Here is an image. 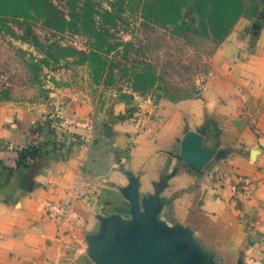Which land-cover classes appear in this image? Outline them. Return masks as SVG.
Returning <instances> with one entry per match:
<instances>
[{"label": "crops", "instance_id": "0c3cea01", "mask_svg": "<svg viewBox=\"0 0 264 264\" xmlns=\"http://www.w3.org/2000/svg\"><path fill=\"white\" fill-rule=\"evenodd\" d=\"M236 24L195 96L0 104V264H264V23ZM134 114V116H132ZM213 153L200 169L183 146ZM224 173L223 180L215 175Z\"/></svg>", "mask_w": 264, "mask_h": 264}, {"label": "rangeland", "instance_id": "374dc122", "mask_svg": "<svg viewBox=\"0 0 264 264\" xmlns=\"http://www.w3.org/2000/svg\"><path fill=\"white\" fill-rule=\"evenodd\" d=\"M152 1L0 0V104L70 99L106 110L139 98L195 96L210 73V56L236 24L264 23V0H241L239 20L216 28L197 0L163 3L180 8V23L202 38L216 31V39L191 42L174 26L145 23L141 8Z\"/></svg>", "mask_w": 264, "mask_h": 264}, {"label": "trees", "instance_id": "16d2710c", "mask_svg": "<svg viewBox=\"0 0 264 264\" xmlns=\"http://www.w3.org/2000/svg\"><path fill=\"white\" fill-rule=\"evenodd\" d=\"M167 1L172 0H154L152 2H147L142 6L141 15L143 16V20L145 23H149L150 26L159 27V25H169L174 26L178 30H183L185 36L181 35L182 32L176 35H181L186 40V38L194 40V38L198 39H207L211 40L212 38H217L216 31H211L210 33L213 36H209L208 34L204 35L205 37H201L198 30L192 28L188 23H180L181 21V9L174 7L172 4L163 8ZM202 5L200 6V12L206 18H210V24L216 28L226 27L228 26V22L236 23L241 17L243 10V3L241 0H197ZM214 15V16H213ZM207 21V20H206ZM208 23V22H207ZM184 26H178V25ZM192 25V24H191ZM234 25V24H233ZM232 26V24H231ZM183 27V28H182ZM218 44V41H216ZM185 46H187L185 44ZM218 47V45H217ZM216 47V48H217ZM205 56L204 53H201ZM213 54V53H212Z\"/></svg>", "mask_w": 264, "mask_h": 264}, {"label": "water", "instance_id": "95a60500", "mask_svg": "<svg viewBox=\"0 0 264 264\" xmlns=\"http://www.w3.org/2000/svg\"><path fill=\"white\" fill-rule=\"evenodd\" d=\"M197 138V136H190L186 140L181 159L189 166L200 169L212 158L213 153L199 148L197 146ZM144 223L145 239L142 245L154 256V261L151 264H171L172 261L166 256V252L170 250L172 242L166 245L158 243L156 236L150 232L147 222ZM97 262L98 264H121L120 253L115 247L113 234L108 235L106 242L100 244Z\"/></svg>", "mask_w": 264, "mask_h": 264}, {"label": "built area", "instance_id": "2783aa9c", "mask_svg": "<svg viewBox=\"0 0 264 264\" xmlns=\"http://www.w3.org/2000/svg\"><path fill=\"white\" fill-rule=\"evenodd\" d=\"M214 177H215L216 180H223L224 179V173L223 172H219Z\"/></svg>", "mask_w": 264, "mask_h": 264}]
</instances>
